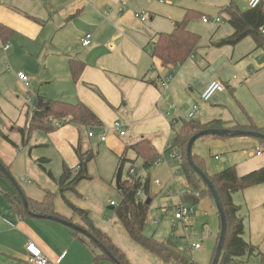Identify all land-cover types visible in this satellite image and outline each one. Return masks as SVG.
<instances>
[{
	"label": "crops",
	"instance_id": "obj_1",
	"mask_svg": "<svg viewBox=\"0 0 264 264\" xmlns=\"http://www.w3.org/2000/svg\"><path fill=\"white\" fill-rule=\"evenodd\" d=\"M215 1L210 9L215 15L211 17L184 0H0V23L12 30L11 36L18 35L29 47L39 50L45 71L33 85L35 98L44 95L50 100L81 102L99 119L105 140L85 137L86 148L92 149L90 141L95 139L97 146L104 147L102 152L112 154L115 160L120 161L126 152L129 162H137L128 147L147 138L165 160L167 145L193 105H199L195 119L202 124L220 121L227 129L252 125L264 129V49H256L250 37L234 46H214L234 33L223 9L234 3L247 11L249 0ZM188 11L199 15L188 24L189 31L200 36L199 45L183 64L163 67L151 57L156 37L171 33ZM204 17L211 23H203ZM216 17L221 18L218 24L213 22ZM193 21L207 27L201 31ZM87 34L91 35L90 44L83 46L81 40ZM4 47L2 51L7 53L9 47ZM71 63L84 64L77 82L72 80ZM169 74L172 80L166 88L161 87V80ZM213 81L222 83L225 90L206 103L200 102L201 93ZM34 108L28 106L23 121L16 122L0 108V125L7 131L5 120L11 122V135L17 144L20 134L14 130L27 128ZM115 121L123 125L124 136L111 128ZM78 143L79 131L74 125L59 126L50 133L34 131L27 144L18 149L0 137V161L29 200L43 203L49 195L57 215L82 227L86 225L67 202L86 212L91 224L110 238L129 264H170L134 242L117 218L116 206L110 205H118L121 200L118 189L112 187V171L118 167L117 173L120 168L116 161L106 166L111 171H101L94 158L87 165L90 179L80 181L74 191L61 197L57 181L64 166L75 172L78 158L74 148ZM196 144L192 154L202 160L209 175L234 166L238 176H243L264 166V154L255 153L261 143L248 137L206 136ZM205 149L211 159L204 160ZM53 162L58 171L49 170ZM184 186L177 184V192ZM4 193L12 194V198ZM13 193L11 184L0 177V264H29L25 250L29 241L53 264H93L88 248L70 228L53 220L18 214L14 209L18 199ZM141 198L152 201L150 196ZM232 202L243 222L242 238L258 249L239 263L264 264V184L233 194ZM97 264L113 263L102 259Z\"/></svg>",
	"mask_w": 264,
	"mask_h": 264
},
{
	"label": "trees",
	"instance_id": "obj_2",
	"mask_svg": "<svg viewBox=\"0 0 264 264\" xmlns=\"http://www.w3.org/2000/svg\"><path fill=\"white\" fill-rule=\"evenodd\" d=\"M229 19L228 22L234 29V33L224 39L214 43V46L221 47L224 45L234 46L244 38L250 37L256 44V49H264V0L254 9L241 11L234 3H230L223 9ZM199 15L193 11L186 12L183 19L176 22L171 33H159L156 37L151 57L160 61L163 67H174L183 64L196 51L200 36L189 31L188 24L196 19ZM12 35V30L0 23V38L5 41ZM84 64L71 63V76L74 82H77ZM34 112L29 120L26 129L16 128L14 131L20 134V144H17L11 135L13 129L4 130L0 125V137L7 141L14 148L27 144L29 135L34 131L50 133L58 127L53 124L56 121L63 125H74L79 131V143L74 148V152L78 158V171L73 172L68 167L64 166L63 172L57 181L58 192L63 197L67 191H74L75 186L82 180H89L90 176L87 171L88 163L95 158V153L88 147H85L84 138H87L88 131L93 127L101 126V122L83 103H70L62 100H50L44 95H36ZM226 128L224 123L214 121L207 124H202L196 119L182 121L178 133L172 140L171 149L179 151L183 156L181 167L192 193H186L180 199L182 203H197L202 195H209L212 198L210 190L203 183L199 175L190 167L187 161V145L190 139L197 133L207 129H222ZM232 128V127H231ZM233 129L257 131L264 135V129H258L255 126L239 127ZM215 138H230L216 137ZM253 138V137H250ZM200 139V138H199ZM255 139V138H253ZM264 146V139H255ZM128 150L134 152L136 159L141 160L142 168L148 171L154 163L157 162L159 155L153 147L151 141L147 138H142L135 144L128 147ZM194 164L204 171L209 180L216 189L221 200L224 213L227 221L226 239L223 246L222 254L218 264H241L239 260L258 251L256 247L246 242L243 238V222L238 216V207L232 202V195L241 192L247 188L264 184V166L249 172L243 176H238L234 166H230L216 174L209 175L200 158L192 154ZM128 161L126 152L120 157V176L124 163ZM1 162V161H0ZM2 163V162H1ZM7 169V167L3 164ZM0 177L4 175L0 172ZM6 179V178H5ZM203 185V190L199 189V185ZM151 183L149 177L141 180L140 178L130 181H121L118 193L121 197L120 203L115 207V214L130 238L159 258L167 263L174 262L176 264H196L189 260L183 252L177 250L171 239L161 242L153 236H148L145 233L146 223L148 221V212L150 203H146L141 197H138L140 192L144 196H150ZM7 198L11 199L12 194L4 193ZM13 195L17 196L18 202L14 204V209L18 214L29 215L14 190ZM28 208L33 216L43 218V216H57L53 210L52 198L47 196L43 203H37L29 200ZM48 199V200H47ZM213 199V198H212ZM68 207L81 217L86 225V229L100 244L105 251L100 250L88 238L80 233L73 231V236L78 238L88 248L93 264H97L99 260L105 259L113 264H129L125 255L112 243L110 238L96 229L88 220V215L81 209L74 207L67 202ZM82 227V226H81ZM218 240V239H217ZM217 246V243H216ZM216 247L212 259L215 254ZM110 254L113 260L108 256ZM212 261V260H211ZM211 264V263H210Z\"/></svg>",
	"mask_w": 264,
	"mask_h": 264
},
{
	"label": "rangeland",
	"instance_id": "obj_3",
	"mask_svg": "<svg viewBox=\"0 0 264 264\" xmlns=\"http://www.w3.org/2000/svg\"><path fill=\"white\" fill-rule=\"evenodd\" d=\"M184 1L193 4L195 8H199L203 13L211 17L215 15V12H210L211 7L215 6V0ZM10 3L14 5L11 1ZM193 22L197 23L196 27L201 31L203 28L207 27L199 21ZM191 23L192 22L189 24ZM5 45L9 47L7 53L2 51V47ZM43 71H45L43 60L42 57L39 59V50H37V48L29 47L28 42L20 39L18 35L11 36L5 41L0 38V108L10 121H23L28 106L34 105L35 94L37 93L33 85L35 84L36 78L40 76ZM18 72L24 73L29 79L30 87L28 90L30 92V102L26 99L27 89L17 79L16 74ZM20 111L22 112L21 116ZM10 121L5 120L8 129L12 126V124L10 125ZM248 139L255 140L250 137H248ZM90 142L93 152L95 153V160L97 158L98 166H101V171L107 169L106 166L110 163L113 164L115 161L119 166L120 162L115 160L112 154L102 152L104 147H102V145L97 146L95 139H92ZM197 145L198 144L195 146L193 145L192 153L193 150H197ZM100 151L101 153H99ZM175 152L176 150L172 149L171 153ZM168 154L169 152H167L165 160L159 158L157 163H154L148 171L143 170L142 162L139 159H137V162L126 161L122 167L120 176L121 181L149 177L151 183L150 197L152 201L149 206L148 221L145 227L146 235L153 236L161 242L171 239L177 250L183 252L192 262L196 264H210L220 230V220L217 215L214 201L209 195H202L195 204L184 203L190 208H193V213L188 218L187 232H184L183 223L174 220L173 216L175 213V205L179 203V198L176 196L177 184L178 186H182V184H184L183 182H185V185L188 183L186 182L181 164L177 163V165L175 160L168 157ZM129 155H131V153ZM218 157L222 159L224 155H219ZM208 159H211V155L208 149H205L204 160ZM168 160H170L169 164L167 162ZM54 167L53 162L50 164L49 170L52 172L58 171V167ZM132 167L134 169V175L129 174ZM117 168L118 167L112 171L114 172L112 184L114 188H116ZM107 170L111 171V169ZM155 180L160 182V186L154 184ZM94 189L98 188L94 186ZM199 189L203 190L202 184L199 185ZM111 213H113V211H111ZM157 217H159V223L154 224L151 218ZM194 243H199L201 248L198 250H190V246Z\"/></svg>",
	"mask_w": 264,
	"mask_h": 264
},
{
	"label": "built area",
	"instance_id": "obj_4",
	"mask_svg": "<svg viewBox=\"0 0 264 264\" xmlns=\"http://www.w3.org/2000/svg\"><path fill=\"white\" fill-rule=\"evenodd\" d=\"M263 0H249L248 3V7L249 9H254L256 7H258V5L262 2ZM135 17L140 18L141 21H145V17H143L142 15L139 14H135ZM203 23H211L210 19H208L207 17H204L202 19ZM215 24H218L221 22V18L220 17H216L213 21ZM90 39H91V35L87 34L82 40H81V44L83 46H88L90 44ZM8 48V45H5L4 49L6 50ZM17 78L18 80L24 85V87L28 90L30 87V83H29V79L28 77L22 73V72H18L17 73ZM173 75L169 74L166 78L162 79L160 82V86L163 88H166L168 86V83L172 80ZM225 90V86L220 83L219 81H213L212 83H210L208 85V87L203 91V93H201L200 95V102L202 103H206L208 102L212 96L217 93V92H222ZM29 91V90H28ZM29 95L27 96V101H29ZM199 112V105H193L191 107V109L189 111L186 112L185 114V119L186 120H192L195 119L196 114ZM53 124L56 127H59L60 124L57 123L56 121H53ZM111 128L116 131L120 136H124L126 134L125 129L123 127V125L119 122V121H115ZM104 127L99 126V127H93L91 128L88 133H87V137L88 138H93L98 136L99 139L101 141L105 140V135H104ZM167 150L169 152L168 157L176 160L179 164H181L183 162V156L179 151H176L175 153H171L172 149H171V143L169 145H167ZM255 153L257 155H261L264 154V146L263 144H259L256 148H255ZM159 158H163V156L159 155ZM158 158V160H159ZM157 163V162H156ZM78 171V167L75 169V172L77 173ZM130 175H134V169L132 168L130 170ZM185 184V182H183ZM155 185L160 186V182L158 180L154 181ZM186 193H192V190L190 189V187L188 186V184H186L184 186V188H182L180 191L177 192V197L179 198V203L175 205V213H174V220L176 221H180L183 223L184 225V232H187V222H188V218L189 216L192 215L193 213V208H190L189 206L185 205L184 203H182L180 201L181 197L183 195H185ZM141 193H138V197H141ZM110 205L112 206H116L115 202H110ZM165 211V210H163ZM151 220L153 221L154 224H158L159 223V217L157 218H151ZM201 248V245L199 243H194L193 245L190 246V250H198ZM25 250L27 252V262L29 264H53V262L42 252V250L33 242V241H29L26 246H25ZM170 264H176L174 262H171Z\"/></svg>",
	"mask_w": 264,
	"mask_h": 264
},
{
	"label": "water",
	"instance_id": "obj_5",
	"mask_svg": "<svg viewBox=\"0 0 264 264\" xmlns=\"http://www.w3.org/2000/svg\"><path fill=\"white\" fill-rule=\"evenodd\" d=\"M206 136H216V137H253L255 139H264V135L260 132L257 131H251V130H240V129H227V128H222V129H207L204 131H201L194 135L190 141L188 142L187 145V161L190 167L199 175L203 183L207 186V188L210 190L212 198L215 203V207L217 210V213L220 218V233L217 241V246L215 250L214 257L212 259L211 264H218L223 246L225 243L226 239V228H227V221H226V216L224 213V209L221 203V200L218 196V193L216 189L214 188L212 182L209 180L207 174L202 171L199 167H197L194 164V161L192 159V147L194 143L202 137ZM0 172L4 175L6 180L11 184L13 189L17 192V195L20 197L21 203L25 209V211L29 214L32 215L31 211L28 208V201L26 197L24 196L22 190L20 189V186L18 183L15 181V179L12 177L10 172L6 170V168L3 166V164L0 162ZM116 188L119 190L120 189V169L117 171L116 175V182H115ZM146 203H149V200L145 201ZM45 219L53 220L56 221L68 228H70L72 231L77 232L88 238L93 244H95L100 250L105 251L104 247L98 242L86 229L83 227L76 225L75 223H72L66 219L59 218L57 216H43ZM108 256L113 260L112 256L108 254Z\"/></svg>",
	"mask_w": 264,
	"mask_h": 264
}]
</instances>
